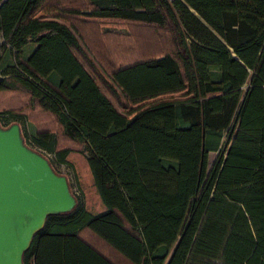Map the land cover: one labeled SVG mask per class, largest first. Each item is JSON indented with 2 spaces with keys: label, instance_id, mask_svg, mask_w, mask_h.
<instances>
[{
  "label": "trees",
  "instance_id": "16d2710c",
  "mask_svg": "<svg viewBox=\"0 0 264 264\" xmlns=\"http://www.w3.org/2000/svg\"><path fill=\"white\" fill-rule=\"evenodd\" d=\"M16 122L77 199L24 264H264V0H0Z\"/></svg>",
  "mask_w": 264,
  "mask_h": 264
},
{
  "label": "water",
  "instance_id": "95a60500",
  "mask_svg": "<svg viewBox=\"0 0 264 264\" xmlns=\"http://www.w3.org/2000/svg\"><path fill=\"white\" fill-rule=\"evenodd\" d=\"M76 204L68 178L26 144L20 124H0V264H24L23 254L48 215Z\"/></svg>",
  "mask_w": 264,
  "mask_h": 264
},
{
  "label": "rangeland",
  "instance_id": "374dc122",
  "mask_svg": "<svg viewBox=\"0 0 264 264\" xmlns=\"http://www.w3.org/2000/svg\"><path fill=\"white\" fill-rule=\"evenodd\" d=\"M247 86H248V85H247ZM38 125H39L40 127H42V129H51V130H55V129L57 128L56 123H55L54 121H51L50 118L47 117V115L42 116V119H39V120H38ZM231 132H232V131H228V132H227V134H226V136H225V140H224L223 145H222L221 152H223L224 149L227 147L228 140H229V138H230V134H231ZM69 146L74 147V144H73V143H70ZM218 155H219V154H218V152H216V151H213V152H211V153L209 154L208 167H212V165H213L214 161L217 159ZM77 167H78V171H77V172L75 171V172H76V177H75L74 174H73V178H72V181H74V182H73V191L75 192L76 190H78V191H80V193H81L82 189L80 188V186L77 185V184H81V186L83 187V189H84V191H85V193H86V195H85V193H84V191H83V193H84V195H85V198H86V196H87L88 205L90 206V208L95 209L97 203L92 202V200H95V196H94V194L91 192V191H93V190H92V183H91V181L93 180V178H92V176H90V174H89V172H88V170H87V167H86V165L83 163L82 160H80V161L77 163ZM77 174L80 175V183H79V181H78V175H77ZM76 182H77V184H76ZM70 184H71V183H70ZM94 189H95V187H94ZM89 196H90V198H92V199H90Z\"/></svg>",
  "mask_w": 264,
  "mask_h": 264
},
{
  "label": "built area",
  "instance_id": "2783aa9c",
  "mask_svg": "<svg viewBox=\"0 0 264 264\" xmlns=\"http://www.w3.org/2000/svg\"><path fill=\"white\" fill-rule=\"evenodd\" d=\"M73 175V174H72ZM72 178H73V176H72ZM78 195H80L81 193H80V191H78V190H76L75 191Z\"/></svg>",
  "mask_w": 264,
  "mask_h": 264
},
{
  "label": "bare ground",
  "instance_id": "6f19581e",
  "mask_svg": "<svg viewBox=\"0 0 264 264\" xmlns=\"http://www.w3.org/2000/svg\"><path fill=\"white\" fill-rule=\"evenodd\" d=\"M63 174V173H62ZM65 175V174H64ZM67 177V175H65Z\"/></svg>",
  "mask_w": 264,
  "mask_h": 264
}]
</instances>
